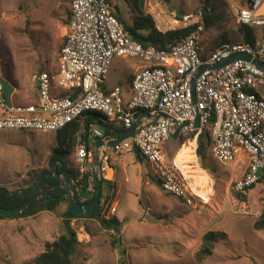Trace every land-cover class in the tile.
<instances>
[{
  "label": "rangeland",
  "instance_id": "obj_1",
  "mask_svg": "<svg viewBox=\"0 0 264 264\" xmlns=\"http://www.w3.org/2000/svg\"><path fill=\"white\" fill-rule=\"evenodd\" d=\"M70 3L71 0H0V73L15 88L12 93L17 104L36 101L34 73L56 68L64 26L70 18ZM145 4L148 13L151 6H160L178 15L202 10L203 0H146ZM243 4L244 0H211L212 12L220 19L204 29L203 46L210 48L221 33L230 39L240 37L233 11ZM120 10L125 23L131 25L127 6L121 3ZM261 11L264 14L263 7ZM254 30L259 32V28ZM139 62L114 56L106 85L119 84L125 91L127 76ZM261 89L264 93V87ZM4 132L0 131V136ZM15 132H21L22 137L14 141L0 137V142H15L14 147L8 145L14 150H7L9 158L20 165L18 182L0 186L8 190L30 183L39 174L34 172L35 168H49L50 143L55 142L54 132ZM191 133L168 139L162 145L165 159L175 164V171L184 178L190 202L155 186L150 166L142 159L133 160V153L113 156L108 163L111 181L101 188L105 202L100 216H117L122 222L120 230L116 233L103 227L98 218L73 219L71 225L80 242L73 258L76 264H264V229L253 228L264 204V169L259 170L260 179L246 193L247 201L241 202L233 196L234 184L244 174L248 158L240 152L231 161H216L206 133L205 157L200 160L194 154L195 136ZM195 142L197 147V138ZM76 151L77 146L68 162L81 170ZM2 168L0 164V175H8ZM28 171L30 175H26ZM142 179L151 182L145 185ZM67 207L64 200L53 212L0 218V264L31 262L44 250L47 241H53L62 232V214ZM154 215L161 218L155 219ZM209 230L224 232L225 237L215 244L211 255L198 259L201 236Z\"/></svg>",
  "mask_w": 264,
  "mask_h": 264
},
{
  "label": "built area",
  "instance_id": "obj_2",
  "mask_svg": "<svg viewBox=\"0 0 264 264\" xmlns=\"http://www.w3.org/2000/svg\"><path fill=\"white\" fill-rule=\"evenodd\" d=\"M262 7L264 0H244L233 11L238 24L253 30L259 28L254 41H224L209 51L201 42L205 29L202 10L177 15L160 6H151L149 13L159 32L191 28L170 48L158 49L132 40L106 0H71L70 18L56 68L33 76L37 82L36 101L7 106L0 84V131L55 133L77 120L81 134L90 143H78L75 159L81 164L82 172H89L90 186L95 170L101 180L111 181L107 170L113 156L138 152L165 192L190 202L184 178L162 153L163 143L171 139L174 130L189 122L180 128L178 138L193 132L196 139L206 131L216 161H231L240 152L246 155V170L234 184L235 190L243 191L258 182L259 170L264 169V96L250 91L264 87V69L243 57L216 68L211 66L241 52L264 62ZM114 56L141 61L128 78L125 91L119 84L106 85ZM202 65L209 67L195 77L192 88L191 80ZM86 112H97L106 123L119 124L124 130L140 112L165 117H143L135 134L110 148L96 149L95 138L107 140L117 135L108 137L100 128L86 125ZM196 115L197 127L193 126ZM104 202L101 192L99 206Z\"/></svg>",
  "mask_w": 264,
  "mask_h": 264
},
{
  "label": "trees",
  "instance_id": "obj_3",
  "mask_svg": "<svg viewBox=\"0 0 264 264\" xmlns=\"http://www.w3.org/2000/svg\"><path fill=\"white\" fill-rule=\"evenodd\" d=\"M110 6L111 11L117 18V20L123 25L124 29L128 32L129 37L137 41L144 46L153 45L158 49H168L172 45L179 42L183 39L191 30V28L168 30L164 33L159 32L154 24L152 16L146 11V0H106ZM168 2L169 0H164ZM211 0H203V18H204V28H210L216 25L220 19V16L214 14L210 7ZM125 4L131 14V25H127L122 17L120 4ZM70 16V15H69ZM69 22V20H68ZM67 22V23H68ZM238 33L240 34L239 38H229L226 33H221L214 39V44L208 48L214 50L220 43L224 41H254L255 31L246 26L238 24ZM250 91L255 92L256 95H259L255 89H250ZM84 120L86 125H92L103 130L104 134L108 137H115L116 132L123 131L124 128L119 124L106 123L102 116L97 112H86L84 113ZM87 127V126H86ZM207 132H202L197 136V147L195 150L196 155L203 160L205 157V136ZM191 134H194L193 132ZM208 136V134H207ZM84 142L85 145H89L90 139L80 132L79 121L74 120L70 123H67L64 127L60 128L55 132V146L52 149V152L48 159V165L50 166L53 161L61 160L62 164L58 165V172H65L66 178L69 182L70 188L73 192V198L78 202L91 201L94 197L90 196L87 199H83L79 194L80 190L87 189V186H83L84 181L89 176V172H82L80 168L77 170L75 167L69 165L68 157L74 154L75 148L78 143ZM210 143V142H209ZM188 144V143H187ZM135 158L138 162L141 161V157L138 152H135ZM40 170V171H38ZM46 169H34V172H38L30 183H27L25 186H20L14 190H5L0 191V207L4 208H14L25 200L30 198L33 195V189H25L30 185L34 180L40 178L43 171ZM31 171H28L26 175H30ZM260 179V178H259ZM155 183L159 185V181L154 179ZM49 182H51L49 180ZM93 185V183H92ZM94 187V185H93ZM249 188L243 191L235 190L233 196L241 201H247V192ZM20 190V191H19ZM9 191H14L9 193ZM65 192L64 188H55L49 191V196H44L39 200L33 202L29 205L28 208L24 209L21 213L15 216H2L4 217H28L33 216L39 213L40 211H49L53 212L61 201L66 199L59 198ZM67 201V200H66ZM62 214V232L58 235L53 241H47L44 246V250L39 253L31 262L25 264H76L74 262V254L77 252L80 242L76 237V231L71 225V221L77 218H98L100 224L103 227L114 229L116 233L119 232L121 221L117 216L111 215L108 218L100 216V206H96L95 209L89 216L74 215L72 214L69 206ZM155 219L161 218V216L154 215ZM255 230L264 229V204L261 208L260 214L257 220L253 224ZM225 233L220 231L209 230L202 234L201 236V246L196 257L202 259L204 256H209L212 254L215 244L219 241L220 238H224Z\"/></svg>",
  "mask_w": 264,
  "mask_h": 264
},
{
  "label": "water",
  "instance_id": "obj_4",
  "mask_svg": "<svg viewBox=\"0 0 264 264\" xmlns=\"http://www.w3.org/2000/svg\"><path fill=\"white\" fill-rule=\"evenodd\" d=\"M236 57H243V58L252 60V62L256 66L264 69V62L258 60L257 58L252 57L251 55H249L247 53H243V52L232 54L228 58L222 60L221 62L214 64L211 67H213V68L219 67V66L227 63L228 61H230L231 59L236 58ZM208 67L209 66H207V65H202L199 67L197 73L195 74V76L191 80L192 88L194 85L195 77H197L205 68H208ZM0 84L2 87V93H3L4 99H5V103L7 106H11L12 102L10 100V95L12 94L14 87L9 82L8 79H6L5 77H2L1 75H0ZM160 116L165 117V115H163V114H160ZM160 116L159 115L151 116L147 112H140V113H138V115L134 119L132 125L128 129L116 132V135H117L116 138L107 139V140H104L100 137L95 138V140H94L95 147H96V149H100V148H110L112 146H115L120 141H122L123 139L132 136L133 134H135L138 131V129L142 125V118L143 117L157 119ZM188 124H189V122H185L180 127H177L174 130V132L170 135V138L171 139H177L179 137L180 128L182 126H185ZM193 126H195V127L199 126L198 115H196L194 120H193ZM98 159H99V153L97 154V156L95 158V162L97 163V165H98ZM60 164H62L61 160L53 161L50 168L48 170H45L42 172L40 178L34 180L25 189H20V190H27V189L31 188V189H33V195L30 198H28L27 200H25L23 203H21L20 205L14 207V208L0 207V215H2V216L18 215L24 209L28 208L29 205L32 204L33 202L39 200L40 198H42L44 196H49L50 190L55 189V188H64L65 192L59 198L66 199L69 202V206H70V210H71L72 214L89 216L92 213V211L95 209V207L99 205L101 188L103 186H108L109 180H107V179L101 180V178L99 176V172L97 170H95L93 172V176H92L93 182H94V190L85 189V190L79 191V194L81 195V197L83 199H87L88 197L94 195L93 199L91 201L78 202L73 198V192L70 188V185H69V182L66 178L65 172L59 173L57 170L58 169L57 167ZM49 180L51 182H49ZM87 184H88V181L86 179L84 181L83 185L87 186ZM3 190H5V188L0 187V191H3ZM13 192L14 191H9V193H13Z\"/></svg>",
  "mask_w": 264,
  "mask_h": 264
},
{
  "label": "crops",
  "instance_id": "obj_5",
  "mask_svg": "<svg viewBox=\"0 0 264 264\" xmlns=\"http://www.w3.org/2000/svg\"><path fill=\"white\" fill-rule=\"evenodd\" d=\"M67 24L68 23H66V25L64 26V29H65V33H66V26H67ZM63 43V42H62ZM57 65V64H56ZM139 66H140V62L136 65V67H135V70L133 71V73L135 72V71H137V69L139 68ZM41 72V71H40ZM38 73V72H37ZM132 73V74H133ZM36 73H34V75H35ZM131 74V75H132ZM0 75L2 76V77H4L5 75L3 74V73H0ZM130 75V76H131ZM129 75L127 76V78H129L130 77ZM32 78H33V75H32ZM34 80V79H33ZM35 81V80H34ZM36 82V81H35ZM35 89L37 90V82H36V84H35ZM14 90H15V88H14ZM256 90V92L260 95V96H264V93L261 91L262 89L261 88H258V89H255ZM13 97H14V94L12 93L11 95H10V100H11V102L13 103V104H17V102H15L14 101V99H13ZM15 131H17V130H12V132L11 131H9L10 133H7L6 131L4 132V131H1V132H4V135H1L0 137H2V138H5L6 140H12V141H14L15 139H17V138H20V137H22V136H20V134H21V132H15ZM13 143H15V142H0V146L2 145V144H4L3 145V147H0V164H3V168H2V170H5L7 173H8V175L7 174H3V176H1L0 175V186H3L2 184H4L5 185V182H7L6 184H8V185H13L14 183H16V182H18V180L20 179L19 178V175H18V173H20V165H19V163H16L17 161H15V162H13L10 158H9V156H10V154H9V152L8 151H10V150H14L11 146H8V145H13V147H14V144ZM50 144H52V148H51V152H52V149H53V147L55 146V142H51ZM194 144L196 145V142H195V139H194ZM187 144H185V145H183L181 148H180V150L179 151H181V149L184 147V146H186ZM194 145V146H195ZM7 149H10V150H7ZM179 151H178V153H179ZM51 152H50V154H51ZM177 153V154H178ZM50 154H49V156H50ZM194 154H195V152H194ZM241 156L242 157H246V155L245 154H241ZM247 158V157H246ZM132 159L133 160H135V161H137L136 160V158H135V154H133V157H132ZM196 160H197V157H196ZM138 162V161H137ZM247 162V161H246ZM245 162V164H246V166H247V163ZM89 165H91V164H89ZM51 166V165H50ZM50 166H49V168H50ZM40 168V167H39ZM48 168V169H49ZM42 169H46V168H42ZM150 172L149 173H152V171L151 170H149ZM112 171L109 169V170H107V177L108 178H110V173H111ZM109 174V175H108ZM126 179V178H125ZM153 179H155V177L153 178ZM149 179H145V180H143L142 179V181H145L144 182V184L145 185H147V183H149V182H151V181H148ZM110 182V181H109ZM153 183H155L154 181H153ZM152 184V183H151ZM84 186V185H83ZM155 186H160V185H158L157 183H155ZM90 187H88V189H89Z\"/></svg>",
  "mask_w": 264,
  "mask_h": 264
},
{
  "label": "clouds",
  "instance_id": "obj_6",
  "mask_svg": "<svg viewBox=\"0 0 264 264\" xmlns=\"http://www.w3.org/2000/svg\"><path fill=\"white\" fill-rule=\"evenodd\" d=\"M116 135V134H115ZM117 137V136H116ZM87 179V178H86ZM87 181H88V179H87ZM93 183V185H94V182H92ZM92 185V184H91ZM93 185L92 186H89V182H88V184H87V189H88V187H91L92 189H90L89 188V190H94V187H93ZM100 195H101V193H100Z\"/></svg>",
  "mask_w": 264,
  "mask_h": 264
},
{
  "label": "bare ground",
  "instance_id": "obj_7",
  "mask_svg": "<svg viewBox=\"0 0 264 264\" xmlns=\"http://www.w3.org/2000/svg\"><path fill=\"white\" fill-rule=\"evenodd\" d=\"M188 149V147H185V150H187ZM180 157V155H178V158Z\"/></svg>",
  "mask_w": 264,
  "mask_h": 264
},
{
  "label": "flooded vegetation",
  "instance_id": "obj_8",
  "mask_svg": "<svg viewBox=\"0 0 264 264\" xmlns=\"http://www.w3.org/2000/svg\"><path fill=\"white\" fill-rule=\"evenodd\" d=\"M89 186H90V184H89Z\"/></svg>",
  "mask_w": 264,
  "mask_h": 264
}]
</instances>
